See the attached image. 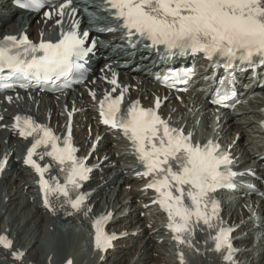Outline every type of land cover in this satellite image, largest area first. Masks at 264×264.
<instances>
[{"label": "snow or ice", "instance_id": "1", "mask_svg": "<svg viewBox=\"0 0 264 264\" xmlns=\"http://www.w3.org/2000/svg\"><path fill=\"white\" fill-rule=\"evenodd\" d=\"M16 3L24 8L38 9L42 0H16ZM106 3L110 5L109 11L115 10L114 15L127 35H139L151 41L152 46L163 45L170 55L202 52L214 66L220 67L222 62L225 68L234 67L237 61L252 64L258 60L264 64V0H106ZM66 6L61 5V15ZM87 36L85 32L81 38L73 30L62 33V39L56 43L41 41L39 44L28 41L26 35L6 36L0 41V74L7 73L4 79L18 76L36 81L38 85L55 84L74 68L83 67L81 61L92 50L85 46ZM190 73L191 70L177 72L171 74V79L175 82ZM111 83L116 84L115 78ZM0 87L12 85L0 83ZM227 99V95L218 94L213 102L223 104ZM122 102L123 93L117 97L105 93L100 101L103 123L123 129L133 141L146 169L143 175L154 177L148 187L161 194L159 202L173 221L169 227L176 232V239L198 253L201 249L193 243L197 227L217 229L215 235H209L214 241V251H226L228 255L224 259L231 261L234 251L228 235L231 229L219 227L218 204L212 195L218 188L235 186L234 178L238 174L231 170L229 155L220 152V145L213 141L203 146L193 144L190 133L171 127L155 109H145L136 101L122 111ZM159 105L158 98L156 108ZM16 121L15 127L20 129L21 136H34L35 143L29 148L25 163L41 175L45 204L51 207L49 193L56 192L76 211L86 208L87 194L78 190L81 182L88 178L90 169L75 156L77 150L71 145L70 125L68 136L60 146V138L47 126L31 117L17 116ZM42 146H51L47 154L61 166L66 176L63 185L57 183L53 187L43 178L48 166L41 167L33 159ZM5 163L0 162V169ZM105 219L102 216L94 222L98 249H107L116 238L115 234L104 231ZM207 242L205 240V244ZM0 244L10 248L12 241L0 236ZM15 255L20 257L23 253ZM180 258L183 264V252Z\"/></svg>", "mask_w": 264, "mask_h": 264}, {"label": "bare ground", "instance_id": "2", "mask_svg": "<svg viewBox=\"0 0 264 264\" xmlns=\"http://www.w3.org/2000/svg\"><path fill=\"white\" fill-rule=\"evenodd\" d=\"M0 4H3L2 8H4V11L0 14L1 37L7 32L14 33L27 27L30 31L37 30V37L39 38L40 29H43V32L50 31V26H54L59 21L60 12L58 7L51 10L56 12L55 16L52 15L49 19H45L38 13H28L15 7L8 0L2 1ZM28 21H31V23L27 26ZM45 21H47L46 24ZM132 73L133 75L129 79L122 76L125 83L124 92H126V85L130 84L129 93L126 92L129 100L139 96L146 99L150 94L146 84L149 70L139 71L137 68H132ZM137 77L145 83L140 84ZM111 81L112 76L108 72L103 76L100 69H95L89 81L81 85L73 95L67 97H62L63 94L44 92L33 98L32 94L26 93L24 96L25 102L14 105L5 100V94H0V105L3 112L0 114V118L3 116L0 119V159L3 161L8 160L12 168L18 172L17 178L13 179L10 172V175L3 178L0 183V219L5 215L8 216V225L7 227L1 226L0 233L5 229L4 233L14 238L15 251L23 253L22 259L17 260L19 264H50L52 261H55V264H66L72 257V252L75 254L76 250L78 251V245L68 235V232L73 233V230H70L71 227L61 221L58 222L57 219H74L80 214L74 213L62 196L56 192L49 196L51 207L45 204L44 199H41L38 191V180L34 177L31 167L25 163V157L19 155L20 144L24 141L14 129L13 116L18 110L30 113L39 120L56 127L62 133H66L70 125L73 128L78 146L85 153L92 149L93 141L101 136L98 149L90 160L99 166V170L87 184L86 190L91 192L92 197V203L88 206L87 212L89 217H92L97 213L96 208L109 207L112 200L114 202L119 196H123V199L115 204L113 203L112 208L116 212H121L124 209H129V212L120 220L125 222L122 229H126L124 232L127 233V238L118 241L117 249L110 256H97L95 258L96 264H140L141 262H143L142 264H155L156 262L157 264H170L171 261L178 264L173 245L169 237L165 235L164 226L156 225L158 230L145 228L141 231V234L132 235L137 222H139V216L147 211L145 205L153 200V195L146 189L143 176L138 174L140 169L135 168V166H120V169L113 172L114 163L116 161L119 163V160H129V155H127L126 147L121 148V146L126 145L121 133L103 126L98 112L99 100L103 93L112 91L113 88L116 90L119 87L112 84ZM134 85H138L137 91L133 90ZM93 93H95V96H93ZM183 98L184 100L179 102L178 100L174 101L173 96L170 97L167 110L162 109L165 117H171L173 121L177 119L178 125L184 126L187 131L193 127L191 117L187 118L188 110H192V112L196 110L194 112L195 116L201 113L207 117V120L210 119L207 102L200 100V94H194V100L189 99L187 95H184ZM261 99L262 101L254 100L250 102V105L254 104L252 107L255 119L260 116L261 108L264 106V98ZM244 104L245 102L242 101V106ZM242 106L236 109L235 114L229 113L221 118L218 124L224 122V127H216L215 135H220V140L227 143L228 146L236 143V147L244 149L246 142L242 139L243 134L237 141H235L236 136L240 134V131L245 134V131H248L246 129L251 127L252 129L255 128L253 131L256 132L255 137L253 136L256 140H252L251 143L258 146L257 139L259 141L261 139L264 147V135L261 127L256 123L257 120L251 121L247 116L242 115V110L247 109ZM7 108L9 111H6ZM73 109L76 114L70 123L69 114ZM215 118L213 117V121H215ZM89 126H92L91 133ZM231 135L233 136L231 137ZM7 140L8 142H6ZM111 147H114V150ZM233 151L238 154L234 149ZM105 154H110L112 160L101 163V157ZM119 155L120 159H117L116 157ZM120 181H122V184L116 193V187ZM17 182L18 185H16ZM260 187L264 190L263 182L260 183ZM241 193L242 188L239 191L236 190L235 193L227 192L225 195H222L220 191L218 195L220 199L226 198L223 201V204H226L231 198L239 200ZM252 200L259 211L264 209V197L256 195L252 197ZM146 217L148 218V216ZM147 218L143 221L144 224L150 222ZM118 224L117 222L115 226H118ZM66 228L68 232L64 231ZM119 233H122V231H119ZM258 237L256 238L258 239ZM140 238L145 240V245L139 252L137 260L133 262V255L136 253L132 254L126 250L131 248L130 245H137ZM199 247L201 251L196 253V257L189 264H224L223 257L212 254L211 249L205 242H202ZM55 249H57L58 256L55 254ZM47 251L51 254L50 258L47 257L50 254H47V256L44 254ZM0 256H5L6 260L14 259L11 251H4L1 248Z\"/></svg>", "mask_w": 264, "mask_h": 264}, {"label": "rangeland", "instance_id": "3", "mask_svg": "<svg viewBox=\"0 0 264 264\" xmlns=\"http://www.w3.org/2000/svg\"><path fill=\"white\" fill-rule=\"evenodd\" d=\"M247 109L245 110V114H247V118L248 119H251V120H255V115H254V113H251V111L253 110V107L251 106V105H249V106H247L246 107ZM244 110V109H243ZM192 112H190V114H191ZM207 117L206 116H203L201 113H199L198 115H196L195 116V113L193 114V119H194V124H195V127L197 128V131L199 132V134H202V133H204V131H206L205 130V128H206V122H205V120L204 119H206ZM193 119H191L192 121H193ZM221 119V118H220ZM207 120V119H206ZM209 120H207V122H208ZM253 129H255V128H253ZM253 129L251 128V127H249L248 129H246V130H248V131H245V134L242 132V131H240L239 133V137H240V135L241 134H243V137H242V139H243V141H245L247 144H250L251 143V141L252 140H256V138H253V136L255 137V135H256V132L255 131H253ZM250 130H252V131H250ZM248 133V134H247ZM255 134V135H254ZM258 134V133H257ZM233 135H231V137H232ZM231 139V138H230ZM257 141L259 142V143H261V139H260V141H259V139H257ZM246 144V145H247ZM121 163H124V161H122L121 160ZM121 165V164H120ZM122 166V165H121ZM16 185H18V182L16 183ZM119 186V185H118ZM118 188V187H117ZM123 199V196L121 197V196H119V197H117V199L113 202L114 204L115 203H117V201H119V200H122ZM120 205V204H119ZM250 206H251V204H250ZM245 207H246V205H245ZM242 210V209H241ZM124 211H127V209L126 210H124ZM124 211H122V213L124 212ZM243 211V210H242ZM241 211V212H242ZM122 213H120V214H122ZM3 223L4 224H6V226L5 225H3V227H7V223H8V216L7 215H5L3 218ZM145 220V218H144V216L143 215H140L139 216V222H143ZM124 224H125V222L124 221H122V224H119V225H123L124 226ZM68 235H69V237L71 238V239H73L74 241H75V239H74V233H71V232H68ZM76 237H77V239H78V241H80V242H78L77 241V245H78V251L76 250V253L74 254L73 252H72V257L71 258H73V264H96L95 263V258H93V256H91V252H90V249H89V246L88 245H86V243H85V241H83V234H77L76 235ZM89 243L91 244V242L89 241ZM138 244L137 245H134L133 244V246H130L131 248H129V250H126V251H128L129 253H132V254H134V253H136L135 255H133L134 256V260H133V262H135L136 260H137V258H138V255H139V252L143 249V247H144V245H145V241H142V240H139L138 242H137ZM47 247V246H46ZM54 251H56L55 252V254H56V256H58L57 254H58V252H57V249H55ZM72 251H74V250H72ZM162 251H163V249H162ZM48 252V253H47ZM46 253H44L46 256H47V254H50L49 253V251H47ZM79 254L81 255V257L80 258H78V256H79ZM117 254H119L118 252H117ZM47 257H51V254H50V256L48 255ZM77 258L79 259V262L81 261L82 263H79L78 261H77ZM94 259V260H93ZM262 262H264V256H261V257H259L258 258V263H262ZM143 262H141L140 264H142ZM149 264H151V263H149ZM155 264H157V262L155 263ZM170 264H176L175 262H173V261H171L170 262Z\"/></svg>", "mask_w": 264, "mask_h": 264}]
</instances>
